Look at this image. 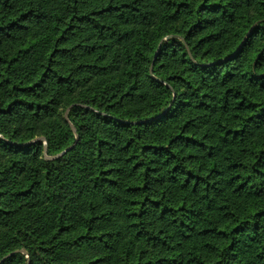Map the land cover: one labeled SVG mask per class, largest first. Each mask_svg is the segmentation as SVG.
<instances>
[{
    "label": "trees",
    "instance_id": "trees-1",
    "mask_svg": "<svg viewBox=\"0 0 264 264\" xmlns=\"http://www.w3.org/2000/svg\"><path fill=\"white\" fill-rule=\"evenodd\" d=\"M0 264H264V0H0Z\"/></svg>",
    "mask_w": 264,
    "mask_h": 264
},
{
    "label": "water",
    "instance_id": "water-1",
    "mask_svg": "<svg viewBox=\"0 0 264 264\" xmlns=\"http://www.w3.org/2000/svg\"><path fill=\"white\" fill-rule=\"evenodd\" d=\"M154 56H155V55H154ZM36 139H37V138H35L34 140H36ZM45 148H46V145H44V150H45ZM67 148H69V147H67ZM65 150H66V149H65ZM65 150L61 151L60 153H58V154H56V155H54V156H46V157H50V158H52V157H56V156L62 154Z\"/></svg>",
    "mask_w": 264,
    "mask_h": 264
}]
</instances>
